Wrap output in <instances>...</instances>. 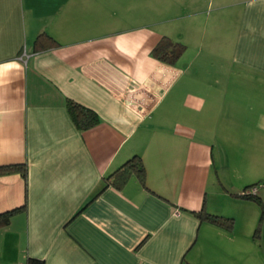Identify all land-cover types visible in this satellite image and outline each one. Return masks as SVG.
<instances>
[{
  "label": "crops",
  "instance_id": "1",
  "mask_svg": "<svg viewBox=\"0 0 264 264\" xmlns=\"http://www.w3.org/2000/svg\"><path fill=\"white\" fill-rule=\"evenodd\" d=\"M163 36L185 45L173 63L151 53ZM133 155L145 186L106 185ZM10 164L27 177L0 172V213L19 208L0 264H264V0H0ZM251 184L260 202L236 196Z\"/></svg>",
  "mask_w": 264,
  "mask_h": 264
},
{
  "label": "trees",
  "instance_id": "2",
  "mask_svg": "<svg viewBox=\"0 0 264 264\" xmlns=\"http://www.w3.org/2000/svg\"><path fill=\"white\" fill-rule=\"evenodd\" d=\"M45 39L48 40L51 44H54V40L45 32H41L37 35L35 40V48H42L43 44L41 41ZM185 50V45L181 42L174 41L167 36H163L156 46L151 51L152 55L166 63H173ZM67 110L69 115L71 116L73 122L79 129H87L92 127L99 121V117L97 113L83 106L73 100L68 99ZM11 171H19L21 176L26 179L27 177V169L26 166L18 165V164H10L0 167V172H11ZM135 173L140 183L145 186V169L142 163L140 156L133 155L129 158L125 163H123L120 167L109 173L105 180L106 185H114L116 187L122 186L129 177ZM257 184H251L246 186L240 193L236 196L252 199L257 202H260L257 194H246L244 191L252 186ZM19 208H14L11 210L4 211L0 213V227H4L10 223L11 216L18 210ZM197 216L200 218L208 219L212 222H215L220 225H225L226 227H231L233 223L232 218H227L223 216H217L213 214H209L206 212H197ZM258 231V228L256 229ZM26 264H44V262L40 259L28 258Z\"/></svg>",
  "mask_w": 264,
  "mask_h": 264
},
{
  "label": "rangeland",
  "instance_id": "3",
  "mask_svg": "<svg viewBox=\"0 0 264 264\" xmlns=\"http://www.w3.org/2000/svg\"><path fill=\"white\" fill-rule=\"evenodd\" d=\"M176 19H178V18H176ZM176 19H174V25H177V21L178 20H176ZM206 36H208V31H207V29H206V31H205V35H204V42L202 43V49H201V53H202V56L203 57H207V56H209V53H211L214 49H215V46H210V43H207V37ZM174 41H178V42H181L182 44H184L182 41H180L178 38L177 39H175ZM194 45H196V43H194V42H192ZM222 47H223V45H221L220 46V48H219V51H222ZM226 47V46H225ZM192 49H190V51L189 52H193V51H191ZM208 54V55H207Z\"/></svg>",
  "mask_w": 264,
  "mask_h": 264
},
{
  "label": "built area",
  "instance_id": "4",
  "mask_svg": "<svg viewBox=\"0 0 264 264\" xmlns=\"http://www.w3.org/2000/svg\"><path fill=\"white\" fill-rule=\"evenodd\" d=\"M257 191V186H252L244 191L246 194H255Z\"/></svg>",
  "mask_w": 264,
  "mask_h": 264
}]
</instances>
